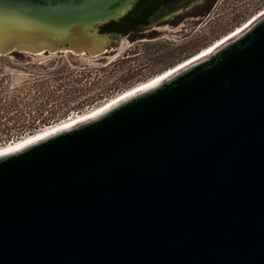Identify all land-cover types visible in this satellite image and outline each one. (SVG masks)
<instances>
[{"label": "water", "instance_id": "water-1", "mask_svg": "<svg viewBox=\"0 0 264 264\" xmlns=\"http://www.w3.org/2000/svg\"><path fill=\"white\" fill-rule=\"evenodd\" d=\"M137 1L0 0V60L112 61L214 16L196 33H99ZM0 264H264V17L100 117L1 156Z\"/></svg>", "mask_w": 264, "mask_h": 264}, {"label": "rangeland", "instance_id": "rangeland-1", "mask_svg": "<svg viewBox=\"0 0 264 264\" xmlns=\"http://www.w3.org/2000/svg\"><path fill=\"white\" fill-rule=\"evenodd\" d=\"M263 10L264 0H221L211 23L200 26L208 43L197 39L198 32L183 39L149 40V45L123 44L112 61L75 53L1 56L0 146L69 119L77 110L90 111L193 57Z\"/></svg>", "mask_w": 264, "mask_h": 264}, {"label": "flooded vegetation", "instance_id": "flooded-vegetation-1", "mask_svg": "<svg viewBox=\"0 0 264 264\" xmlns=\"http://www.w3.org/2000/svg\"><path fill=\"white\" fill-rule=\"evenodd\" d=\"M221 0H138L133 5L132 17L119 22L117 26L107 27L110 36L118 37H150L161 31L165 26L190 27L196 33L195 25L204 20L206 15L220 5ZM106 24V23H105ZM103 24V25H105ZM201 25V24H200ZM187 31V29H184ZM197 37L202 44L208 43L202 31ZM196 45L195 42L190 46ZM190 54V53H189Z\"/></svg>", "mask_w": 264, "mask_h": 264}, {"label": "bare ground", "instance_id": "bare-ground-1", "mask_svg": "<svg viewBox=\"0 0 264 264\" xmlns=\"http://www.w3.org/2000/svg\"><path fill=\"white\" fill-rule=\"evenodd\" d=\"M262 17H264V10L260 12L257 16L250 19L247 23L237 28V30H234L227 36L223 37L222 39L218 40L214 44L210 45L209 47L201 50L199 53L194 55L193 57L177 64L176 66L164 71L163 73L154 76L153 78L149 79L146 82H142L128 90H125L124 92L118 94L117 96L103 102L99 106L91 109L90 111H87L82 114H77L74 116L69 117V119H66L64 121H61L60 123L45 127L44 129H41L35 133L28 134L26 136L21 137L20 139H17L15 141H12L10 143H7L5 145L0 146V157L4 155H8L11 153H15L17 151H20L30 145H33L39 141H42L44 139H47L53 135H56L58 133H61L66 130H70L74 127H77L83 123H86L88 121H91L97 117H100L107 111L111 110L112 108L116 107L120 103L144 92L149 89H152L153 87H156L160 85L161 83L167 81L168 79L174 77L175 75L181 73L185 69H188L192 65L212 56L214 53H216V50L218 51L221 47L229 43L230 41H233L234 39L241 36L243 33L249 30L250 26H253L255 23H257Z\"/></svg>", "mask_w": 264, "mask_h": 264}, {"label": "trees", "instance_id": "trees-1", "mask_svg": "<svg viewBox=\"0 0 264 264\" xmlns=\"http://www.w3.org/2000/svg\"><path fill=\"white\" fill-rule=\"evenodd\" d=\"M131 17H132V11L128 12L124 17L120 18V20L118 22L111 21L109 23H106L105 25H101V27L99 29V33L102 34V35H108L111 32H114V30L113 31H108L107 27H109V26H117V24H119V22L126 21V20L130 19ZM14 55H15V57H22L23 54L22 53H16ZM91 107H94V106H91ZM77 112L82 114V112H84V111L77 110Z\"/></svg>", "mask_w": 264, "mask_h": 264}]
</instances>
